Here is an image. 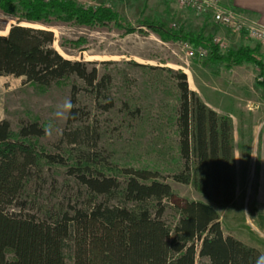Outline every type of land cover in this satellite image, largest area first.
<instances>
[{
  "label": "trees",
  "instance_id": "obj_1",
  "mask_svg": "<svg viewBox=\"0 0 264 264\" xmlns=\"http://www.w3.org/2000/svg\"><path fill=\"white\" fill-rule=\"evenodd\" d=\"M0 6L17 20L0 34V76L21 77L24 83L43 88L68 82L69 100L75 106L53 151L38 144L45 134L38 120L21 119L16 129L7 119L0 121V264H257L263 253L225 234L213 205L194 199L174 201L176 194L166 178L191 185L213 203H234L238 170L246 183L252 131L236 148L232 117L218 113L191 90L185 72L129 62L142 70L156 91L161 83L162 92H167L166 80L170 81L176 103L166 121L175 127L177 164L167 176L147 167L118 168L100 144L98 118L79 102L84 92L92 97L95 109L112 111L116 104L111 75L100 73L96 61L64 57L53 47V32L33 25L47 27L71 18L82 24L113 21L128 33L146 27L162 40L201 46L210 59L225 65L253 63L264 85V55L259 48L244 45L223 52L203 32L149 18L135 26L124 23L112 8L86 7L75 0H0ZM133 95L125 94L121 110L133 119L143 118L144 105ZM157 129L161 139V127ZM243 135L240 132V139ZM56 165L65 168L77 189L43 205L39 214L25 211L32 183L46 181L45 168Z\"/></svg>",
  "mask_w": 264,
  "mask_h": 264
},
{
  "label": "rangeland",
  "instance_id": "obj_2",
  "mask_svg": "<svg viewBox=\"0 0 264 264\" xmlns=\"http://www.w3.org/2000/svg\"><path fill=\"white\" fill-rule=\"evenodd\" d=\"M75 1L86 7L101 5L112 8L125 21L124 23L135 26L138 25V21L149 18L162 20L185 31L203 32L213 38H220L221 42L216 44L223 52L249 45L247 40L252 42L250 46L264 50V46L248 39L247 36L217 25L209 17L195 14L189 8L178 5L177 0ZM16 22V18L8 15L0 6V34H5L9 26ZM23 24L33 25L25 22ZM33 26L50 29L54 34L53 47L64 57L96 61L100 73L108 72L111 75L110 90L116 104L112 111L101 113L95 109L92 97L84 92L80 93L79 102L93 117L98 118L102 130L100 144L110 152L118 168L147 167L167 176L177 164L173 160L177 155L173 133L175 127L166 121L167 116L172 117L171 109L176 103L175 92L168 88L170 81L166 80L167 92H162L161 83L158 84L156 91L151 88L150 83H146L147 78L142 70L129 62L165 66L185 72L191 90L196 91L199 97L218 113L232 117L236 148L242 142H247L249 131L253 134L254 129L264 124V85L260 83L262 78L258 76V67L253 63L225 65L223 62L210 59L208 50L201 46H191L185 41L162 40L146 27H142L141 31L137 29L128 33L125 28L115 25L113 21H104L96 25L82 24L67 18L53 21L52 25L47 27ZM221 43H224V47H221ZM103 61L111 63L107 65L100 63ZM150 80L152 82V79ZM69 91L68 82L43 88L24 83L21 77L0 76V121L7 119L12 129L17 128L21 119L28 118L38 120L44 128L52 124V134L50 136L44 134L39 138L38 144L48 151H53L52 144L59 138L67 119H58L54 113L58 105L69 99ZM132 93L133 100L139 98L142 106L144 105L140 114L143 118L133 119L134 117L131 118L121 110V100L126 98L125 94ZM157 127H161L159 129L162 132L161 139ZM242 131L244 138L240 139ZM155 136H158L157 139ZM152 140L160 142L157 141L155 145ZM170 146L174 148L171 151L168 149ZM236 162L238 166V151ZM250 162L244 185L241 181V171L238 170L236 199L232 204L213 203L191 185L178 183L166 177L176 194L173 200L194 199L210 203L220 216L224 233L232 234L242 241L246 239L244 234L247 232L246 219L251 214L256 186V160ZM45 175L46 181L35 182L30 186L32 198H27L25 211L39 214L43 205L61 200L63 195L71 194L78 187L66 174L63 166L46 167ZM248 222L255 228L251 220Z\"/></svg>",
  "mask_w": 264,
  "mask_h": 264
},
{
  "label": "crops",
  "instance_id": "obj_3",
  "mask_svg": "<svg viewBox=\"0 0 264 264\" xmlns=\"http://www.w3.org/2000/svg\"><path fill=\"white\" fill-rule=\"evenodd\" d=\"M222 2L245 11L264 25V0H222ZM247 42L252 45V42L248 40ZM260 52L264 55V50L261 49ZM252 135L250 161L256 160V186L251 214L246 219L247 232H244L246 239L242 241L258 248L264 255V124L254 129ZM247 220H251L255 228H252Z\"/></svg>",
  "mask_w": 264,
  "mask_h": 264
},
{
  "label": "built area",
  "instance_id": "obj_4",
  "mask_svg": "<svg viewBox=\"0 0 264 264\" xmlns=\"http://www.w3.org/2000/svg\"><path fill=\"white\" fill-rule=\"evenodd\" d=\"M178 5L195 14L209 17L217 25L241 33L264 46V25L243 10L225 5L222 0H177ZM214 42H221L214 37ZM224 47V43L220 44Z\"/></svg>",
  "mask_w": 264,
  "mask_h": 264
},
{
  "label": "clouds",
  "instance_id": "obj_5",
  "mask_svg": "<svg viewBox=\"0 0 264 264\" xmlns=\"http://www.w3.org/2000/svg\"><path fill=\"white\" fill-rule=\"evenodd\" d=\"M75 106L73 105V103L71 102V100L66 99L62 105H58L57 106V111L54 113L55 117L58 119H64L67 118L68 114L72 111V109ZM53 131V125L52 124H48L45 128H44V133L45 135H51ZM257 264H264V256H262L258 261Z\"/></svg>",
  "mask_w": 264,
  "mask_h": 264
}]
</instances>
